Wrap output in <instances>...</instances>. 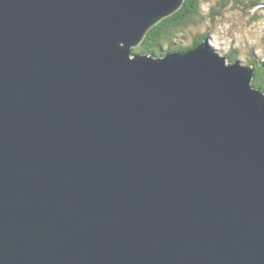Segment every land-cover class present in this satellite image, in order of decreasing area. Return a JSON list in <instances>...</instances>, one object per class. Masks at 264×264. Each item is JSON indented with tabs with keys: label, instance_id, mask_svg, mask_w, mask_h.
I'll return each instance as SVG.
<instances>
[{
	"label": "water",
	"instance_id": "95a60500",
	"mask_svg": "<svg viewBox=\"0 0 264 264\" xmlns=\"http://www.w3.org/2000/svg\"><path fill=\"white\" fill-rule=\"evenodd\" d=\"M184 2L0 0V264H264L254 67L133 54Z\"/></svg>",
	"mask_w": 264,
	"mask_h": 264
},
{
	"label": "rangeland",
	"instance_id": "374dc122",
	"mask_svg": "<svg viewBox=\"0 0 264 264\" xmlns=\"http://www.w3.org/2000/svg\"><path fill=\"white\" fill-rule=\"evenodd\" d=\"M250 1L203 0L200 17L180 29L174 35L175 43L163 46L162 51L180 44L190 46L196 37L207 35L211 47L223 57L232 55L242 66L251 61L264 63V0L259 7L247 8ZM136 54L142 51L138 49Z\"/></svg>",
	"mask_w": 264,
	"mask_h": 264
},
{
	"label": "trees",
	"instance_id": "16d2710c",
	"mask_svg": "<svg viewBox=\"0 0 264 264\" xmlns=\"http://www.w3.org/2000/svg\"><path fill=\"white\" fill-rule=\"evenodd\" d=\"M202 3L203 0H185L183 6L178 12L162 20L148 31L139 48L133 50V54L135 55L138 49L142 51V54L146 53L157 57H162L169 53H184L196 48L202 42L208 40L207 35L198 39L196 37L190 46H183V44H180L174 46L177 47L175 49H171L169 47L167 51H162L163 46H169L175 43L173 42L174 35L180 29L190 25L200 17V8ZM262 3L263 0H251L250 4H246L245 6L247 8H256L261 6ZM227 59L231 63L236 61L232 55H229ZM250 64L255 67L254 86L257 89L264 91V63L251 61Z\"/></svg>",
	"mask_w": 264,
	"mask_h": 264
},
{
	"label": "clouds",
	"instance_id": "9594fccd",
	"mask_svg": "<svg viewBox=\"0 0 264 264\" xmlns=\"http://www.w3.org/2000/svg\"><path fill=\"white\" fill-rule=\"evenodd\" d=\"M142 43V42H141ZM140 46V45H139ZM138 46V47H139ZM146 54V53H145ZM147 55H149V54H147ZM159 57V56H158ZM161 57V56H160ZM228 60V59H227ZM250 63V62H249ZM247 66H249V65H247ZM251 66H253V65H251ZM254 67V66H253ZM254 69H255V67H254ZM254 79H255V73H254ZM253 85H254V81H253ZM256 88V87H255ZM264 92V91H263Z\"/></svg>",
	"mask_w": 264,
	"mask_h": 264
}]
</instances>
